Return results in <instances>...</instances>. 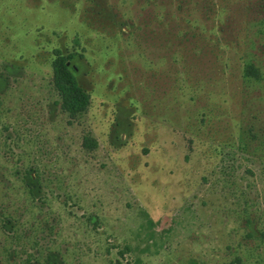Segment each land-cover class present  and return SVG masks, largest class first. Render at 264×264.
Segmentation results:
<instances>
[{"label":"rangeland","instance_id":"obj_1","mask_svg":"<svg viewBox=\"0 0 264 264\" xmlns=\"http://www.w3.org/2000/svg\"><path fill=\"white\" fill-rule=\"evenodd\" d=\"M0 264H264V0H0Z\"/></svg>","mask_w":264,"mask_h":264},{"label":"trees","instance_id":"obj_2","mask_svg":"<svg viewBox=\"0 0 264 264\" xmlns=\"http://www.w3.org/2000/svg\"><path fill=\"white\" fill-rule=\"evenodd\" d=\"M55 54L52 60V83L60 95L62 109L72 118H77L88 110L91 103L89 92L80 86L76 76L77 66H74L72 59H75L77 53L64 55L62 50L57 49ZM245 73L256 78L261 77L260 69L251 63L247 65ZM84 144L91 147L96 145L93 139L86 137ZM120 253L124 254V252Z\"/></svg>","mask_w":264,"mask_h":264},{"label":"flooded vegetation","instance_id":"obj_3","mask_svg":"<svg viewBox=\"0 0 264 264\" xmlns=\"http://www.w3.org/2000/svg\"><path fill=\"white\" fill-rule=\"evenodd\" d=\"M75 66V65H74Z\"/></svg>","mask_w":264,"mask_h":264}]
</instances>
